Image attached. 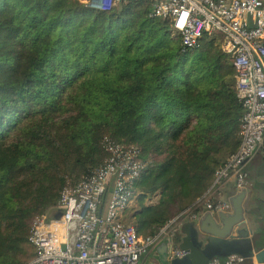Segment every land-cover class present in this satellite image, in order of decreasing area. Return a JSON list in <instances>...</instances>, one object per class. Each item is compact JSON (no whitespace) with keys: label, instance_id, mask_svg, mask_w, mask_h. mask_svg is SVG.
<instances>
[{"label":"trees","instance_id":"obj_1","mask_svg":"<svg viewBox=\"0 0 264 264\" xmlns=\"http://www.w3.org/2000/svg\"><path fill=\"white\" fill-rule=\"evenodd\" d=\"M152 10L140 0L109 10L0 0V264L35 256L34 219L54 216L68 182L105 162V137L141 149L124 217L143 236L201 198L239 148L244 106L223 36L187 47Z\"/></svg>","mask_w":264,"mask_h":264},{"label":"built area","instance_id":"obj_2","mask_svg":"<svg viewBox=\"0 0 264 264\" xmlns=\"http://www.w3.org/2000/svg\"><path fill=\"white\" fill-rule=\"evenodd\" d=\"M81 1L92 9L109 10L121 0ZM140 1L151 2L150 15L168 19L187 47L196 46L204 35L223 36V49L234 55L236 88L244 106L240 146L216 170L211 188L201 198L156 235L143 236L124 217L136 201L134 184L145 169L141 149L105 137L108 158L78 183L68 182L57 211L60 217L34 219L29 241L36 253L27 264H141L156 243L197 220L205 209L230 211L226 187H247L248 163L264 156V0ZM172 253L183 258L190 250L174 246ZM243 259L232 255L209 264H241Z\"/></svg>","mask_w":264,"mask_h":264},{"label":"water","instance_id":"obj_3","mask_svg":"<svg viewBox=\"0 0 264 264\" xmlns=\"http://www.w3.org/2000/svg\"><path fill=\"white\" fill-rule=\"evenodd\" d=\"M247 195L248 188L243 187L229 199L231 211L208 210L203 213L198 218L199 230L196 227L197 220L188 223L190 249L201 264L232 255L255 258L258 263L264 264V248L255 254L256 234L246 225L244 203ZM60 215L61 212L55 217L59 218ZM160 242L169 243L167 257L171 255L168 264H172V259H177L172 253L173 237L165 236Z\"/></svg>","mask_w":264,"mask_h":264},{"label":"crops","instance_id":"obj_4","mask_svg":"<svg viewBox=\"0 0 264 264\" xmlns=\"http://www.w3.org/2000/svg\"><path fill=\"white\" fill-rule=\"evenodd\" d=\"M247 172L249 178V184L247 186L248 195L244 203L247 219L246 225L256 234L260 229H262V227L264 228V156L258 155L254 159H252L248 163ZM238 191L239 190H237L233 184H229L225 190L227 199L229 200L233 195L238 193ZM135 204L136 201L131 206ZM206 211L208 210L205 209L200 214V216ZM211 211L217 212L220 210ZM190 222L182 224L172 236L174 239L173 247L177 246L179 248H186L190 250V253L183 258L172 259V264H201L200 260L193 254L192 250L184 246V244L187 242V239H189L188 223ZM196 227L199 230L198 219ZM169 248V243H162L159 241L148 253L143 255L141 264H168L169 259L172 258L171 255L167 257ZM263 248L264 240L260 245H256L255 254H257V252ZM254 259V264H261Z\"/></svg>","mask_w":264,"mask_h":264},{"label":"rangeland","instance_id":"obj_5","mask_svg":"<svg viewBox=\"0 0 264 264\" xmlns=\"http://www.w3.org/2000/svg\"><path fill=\"white\" fill-rule=\"evenodd\" d=\"M174 34H176V33L174 32ZM157 198H158L157 195L156 196H153L151 199L148 200V202L153 203V202H155L157 200Z\"/></svg>","mask_w":264,"mask_h":264}]
</instances>
